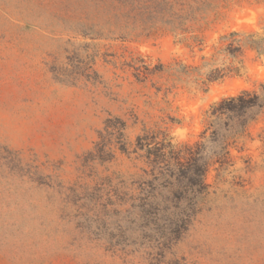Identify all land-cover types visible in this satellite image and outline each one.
Returning <instances> with one entry per match:
<instances>
[{"label":"rangeland","instance_id":"obj_1","mask_svg":"<svg viewBox=\"0 0 264 264\" xmlns=\"http://www.w3.org/2000/svg\"><path fill=\"white\" fill-rule=\"evenodd\" d=\"M253 41L264 0H0V264H264ZM244 91L262 108L236 134L210 113ZM111 117L130 153L92 161ZM141 135L174 151L170 170L190 160L176 222L126 218L132 184L163 166L133 153Z\"/></svg>","mask_w":264,"mask_h":264},{"label":"trees","instance_id":"obj_2","mask_svg":"<svg viewBox=\"0 0 264 264\" xmlns=\"http://www.w3.org/2000/svg\"><path fill=\"white\" fill-rule=\"evenodd\" d=\"M258 36L252 35L253 39ZM263 41V40H262ZM264 42L257 43L253 41V47L259 52V54H264ZM264 89V85H262ZM256 108H262V98L256 91H244L238 96L229 97L223 99L220 103L216 104L210 115L215 117L216 121H221V118L228 117L230 121L236 120L235 133L245 129L248 116L251 111ZM241 120V123L238 122ZM246 122V123H245ZM213 127V125H211ZM128 129L127 122L121 118H109L106 121V126L104 131L100 132L99 142L96 145L95 153L91 154L92 161H100L102 163L112 162L115 158V151L118 150L124 154H128L129 149L126 143V131ZM218 131V130H217ZM215 134V132H214ZM225 146L229 145L228 141L222 138ZM200 146V144H199ZM169 148H172L170 145ZM166 148L153 147V143L149 141V135H141L137 137L136 147L133 153H144L145 157L151 166H159L157 171L155 168L151 172H146L145 175L151 178V180L140 179L132 184V187L137 189V195L131 196L125 200V204L130 206V209L126 212V218L137 219L139 222L144 223L145 228H149L153 223H158L160 221V216L162 212H166L170 223V216L176 218L178 214V206L172 208V204L175 201H182L183 195L176 194L173 192L176 188L175 185L181 179H186V172L188 169H184L180 172L182 168V160L189 163L190 160L182 158L181 154L178 158V172L174 171L172 168L170 170V158L175 155L174 151L169 154L166 153ZM227 153V149H225ZM227 155V154H226ZM128 195V194H127ZM126 195V196H127ZM166 208H163V206ZM174 209V213L172 211ZM180 213V212H179ZM185 216L184 210L181 211V221L182 216ZM172 222L175 224V222Z\"/></svg>","mask_w":264,"mask_h":264}]
</instances>
